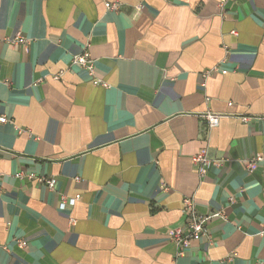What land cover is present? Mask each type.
Here are the masks:
<instances>
[{"label":"crops","instance_id":"1","mask_svg":"<svg viewBox=\"0 0 264 264\" xmlns=\"http://www.w3.org/2000/svg\"><path fill=\"white\" fill-rule=\"evenodd\" d=\"M219 3L0 0V264H264V0ZM189 197L225 218L178 255Z\"/></svg>","mask_w":264,"mask_h":264},{"label":"built area","instance_id":"2","mask_svg":"<svg viewBox=\"0 0 264 264\" xmlns=\"http://www.w3.org/2000/svg\"><path fill=\"white\" fill-rule=\"evenodd\" d=\"M219 4L221 7H225L227 0H219ZM106 6L108 9L119 10L121 7V3L119 1H107ZM236 33L235 31L233 32ZM24 39L20 35H16L13 38H8L7 41L13 44L21 43ZM74 63L80 65L85 68L91 77L92 82L96 84H100L103 86H108L106 82H104L101 78L96 76V68H95V60L92 58L88 48L74 57ZM218 69V67H215ZM63 72L57 74L55 76L56 79H59ZM210 71L205 73V77L209 76ZM220 114H216L213 111L205 114L206 121L208 122V126L210 128L218 126L220 124L221 119ZM251 117L243 116L242 120L250 121ZM8 118L6 115L0 114V122L6 123L8 122ZM259 161H264V156L262 154H258L255 157H252L246 161L249 168H254ZM192 163L196 166L198 175L200 177H204L212 164V159L210 157V150L208 148H202L198 150V153L192 156ZM15 176L19 179H28V180H36L38 183H42L48 185L50 188H55V180L53 178H49L44 175H37L33 172L28 171H20L15 174ZM79 179V178H78ZM2 191V186H0V192ZM63 201L61 202V208H66L68 205H74L80 199L79 196H74L70 198L63 197ZM184 214L187 215L186 225L183 227H176L170 230L169 237L176 243L178 255H183L187 247L195 240H200L202 236L208 235L207 223L210 219L215 218V216L225 218L224 213L219 211H214L213 213L203 214L198 212V208L196 207V200L194 198H185L184 201ZM19 245L27 246V243L24 240L18 241Z\"/></svg>","mask_w":264,"mask_h":264}]
</instances>
